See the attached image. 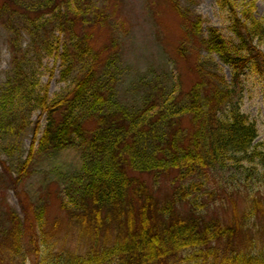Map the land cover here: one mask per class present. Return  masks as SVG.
Masks as SVG:
<instances>
[{"label": "trees", "instance_id": "obj_1", "mask_svg": "<svg viewBox=\"0 0 264 264\" xmlns=\"http://www.w3.org/2000/svg\"><path fill=\"white\" fill-rule=\"evenodd\" d=\"M259 1L218 0L232 23L231 43L215 30L205 36L202 19L175 3L186 23L187 45L198 39L205 51L217 54L231 67L232 81L203 62L189 91L176 90L172 74L162 71L142 77L135 103H125L119 97V79L91 45L92 32L110 23L115 4L0 0L11 54L10 72L0 86V143L17 146L28 116L38 110L45 126L41 130L40 122L36 124L21 174L31 168L36 145L42 155L68 150L80 154L82 165L68 180L62 210L79 240L88 242L85 252L58 249L63 245L46 232L40 211L26 246L23 227L12 213V232L0 251L6 249L22 261L0 258V264H26L27 254L30 264H264V248L253 252L252 220L260 201L230 223L208 213L219 193L211 188L216 175L230 168L264 171V150L256 145L259 130L242 111L243 77L264 78ZM24 33L33 38L36 50L56 54L65 66L62 77L73 79L72 88L53 101L30 66ZM179 51L183 55L184 49ZM137 174L152 177L155 185ZM165 179L172 191L160 200L155 191Z\"/></svg>", "mask_w": 264, "mask_h": 264}, {"label": "rangeland", "instance_id": "obj_2", "mask_svg": "<svg viewBox=\"0 0 264 264\" xmlns=\"http://www.w3.org/2000/svg\"><path fill=\"white\" fill-rule=\"evenodd\" d=\"M107 0H97L101 2ZM109 1V0H108ZM110 0L118 9L112 14L110 23L94 30L91 45L97 54L101 55L106 69L119 79L118 93L123 102L135 103L142 90L137 88L140 79L146 76L161 75L162 71L172 74L176 82V90L187 92L198 80L199 68L203 62L208 63V70L232 81V69L225 64L217 54L208 53L195 39L187 45L186 23L178 13L175 3L190 11L203 21V33L209 36L211 30L218 31L227 42L235 39L229 15L221 9L218 0ZM243 2L248 0H235ZM257 17H264V0L258 2ZM56 32L55 29H51ZM59 36L56 32V38ZM24 50L27 51L30 66L35 71L43 90L48 86L50 101L72 88V78L64 79L62 73L65 66L56 57L34 47L33 38L24 33L22 36ZM184 49L183 55L179 49ZM102 63V64H103ZM11 69V54L8 47V33L0 21V86H2ZM179 86V88H178ZM135 90V91H134ZM242 111L256 123L259 138L256 141L258 150H264V78L257 75L243 77ZM34 110L28 116L26 127L22 131L17 146H2L0 143V244L8 239L14 225L10 221L11 214L20 224L22 242L29 246L32 226L37 228L36 213L43 211L47 226L46 232L59 241L63 247L73 252H85L87 241H80L78 230L68 222L62 205L67 202L66 185L73 174L82 165L80 154L76 150L42 155L35 146L34 161L26 175L21 174L22 164L28 159L34 138V129L40 122L44 129V117ZM89 123V128H94ZM252 173V175H251ZM145 178L153 187L152 177L137 174ZM211 188L217 189L218 197L208 208L210 217H217L233 222L238 215L243 214L260 201V208L253 214L252 235L256 237L255 250L257 254L264 248V171L257 168L254 172L237 171L233 168L225 175H216ZM172 188L165 179L156 189L160 200L169 197ZM38 210V211H36ZM183 213L187 214L184 206ZM239 212V213H238ZM1 250V248H0ZM27 254V253H26ZM0 258L6 263L22 261V258H12L9 251H0ZM30 257H25L30 264Z\"/></svg>", "mask_w": 264, "mask_h": 264}]
</instances>
